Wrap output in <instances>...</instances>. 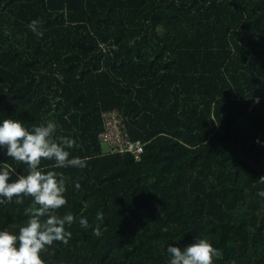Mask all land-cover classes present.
<instances>
[{
  "label": "trees",
  "instance_id": "trees-1",
  "mask_svg": "<svg viewBox=\"0 0 264 264\" xmlns=\"http://www.w3.org/2000/svg\"><path fill=\"white\" fill-rule=\"evenodd\" d=\"M111 111L144 144L138 159L104 152ZM5 119L52 120L87 158L42 161L70 178L58 215L76 221L45 264H169L156 243L195 239L222 252L214 264H264V0H0ZM4 163L9 182L27 175L0 148ZM30 203L0 204V231L18 234Z\"/></svg>",
  "mask_w": 264,
  "mask_h": 264
},
{
  "label": "clouds",
  "instance_id": "clouds-1",
  "mask_svg": "<svg viewBox=\"0 0 264 264\" xmlns=\"http://www.w3.org/2000/svg\"><path fill=\"white\" fill-rule=\"evenodd\" d=\"M28 28L37 36L42 37V21L32 20ZM57 124L49 120L46 125L27 129L20 121L5 119L0 124V148L6 149V155L27 165V175H18L14 182L10 181V168L7 163L0 170V204L14 202L24 204L25 199L31 203L24 209L28 217L25 226L19 228L18 234L7 230L0 231V264H45L41 257L53 246L54 242L68 245L72 233L66 226L75 223L71 213L58 215L59 210L67 205L69 177L62 172L48 170L41 167L42 161H53V168L84 169L87 158L72 156L71 151L79 147L76 140L67 136H57ZM76 190L81 185L72 181ZM264 184V176L259 178ZM264 197V191L258 193ZM85 207L87 203L85 202ZM96 219L103 223L104 216L98 212ZM79 225L87 229V218H81ZM167 232V228L162 229ZM99 225L93 234L99 235ZM170 257L169 264H214L215 258L222 256V252L214 248L206 239H195V242L183 249L167 248Z\"/></svg>",
  "mask_w": 264,
  "mask_h": 264
},
{
  "label": "built area",
  "instance_id": "built-area-1",
  "mask_svg": "<svg viewBox=\"0 0 264 264\" xmlns=\"http://www.w3.org/2000/svg\"><path fill=\"white\" fill-rule=\"evenodd\" d=\"M102 121L103 131L99 139L109 147L110 152L130 153L138 159L143 152L144 144L131 139L122 117L116 111H111L103 114Z\"/></svg>",
  "mask_w": 264,
  "mask_h": 264
},
{
  "label": "rangeland",
  "instance_id": "rangeland-1",
  "mask_svg": "<svg viewBox=\"0 0 264 264\" xmlns=\"http://www.w3.org/2000/svg\"><path fill=\"white\" fill-rule=\"evenodd\" d=\"M103 150H104V152L108 153L109 152V147L106 146V145H103ZM169 245L173 246L168 241H161V242L156 243V247L166 256L168 261L170 260V257H169V255L167 253V248H168ZM173 247H179L181 249L184 248V246L182 244L181 245H176V246H173Z\"/></svg>",
  "mask_w": 264,
  "mask_h": 264
}]
</instances>
